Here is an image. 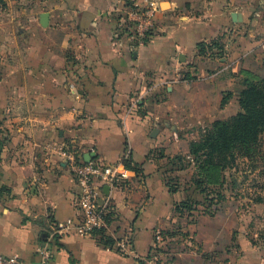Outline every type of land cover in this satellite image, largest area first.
Returning a JSON list of instances; mask_svg holds the SVG:
<instances>
[{
	"label": "crops",
	"instance_id": "1",
	"mask_svg": "<svg viewBox=\"0 0 264 264\" xmlns=\"http://www.w3.org/2000/svg\"><path fill=\"white\" fill-rule=\"evenodd\" d=\"M2 1L0 93L11 105L0 107V253L36 264L50 224L76 215L78 186L57 153L68 144L98 161L126 159L138 177L103 189L115 209L110 243L68 232L52 241L48 264H145L120 252L118 241L128 236L143 256L156 229L175 227L188 235L173 244L168 264H264V248L236 233L231 202L193 224L178 215L180 202L201 193L190 183L192 162L185 187L183 169L170 164L177 154L191 157L197 129L227 105V92L238 97L239 75L264 77V55L253 53L260 41L235 31L244 14L236 1L155 0L159 10L141 44L119 25L140 0ZM217 34L224 49L201 53L199 44Z\"/></svg>",
	"mask_w": 264,
	"mask_h": 264
},
{
	"label": "rangeland",
	"instance_id": "2",
	"mask_svg": "<svg viewBox=\"0 0 264 264\" xmlns=\"http://www.w3.org/2000/svg\"><path fill=\"white\" fill-rule=\"evenodd\" d=\"M227 1L229 3V0ZM235 1L237 10H243L244 12V14L237 13V17L243 18L235 31L245 34L253 41H260L255 44L253 53L264 55V48L261 44L264 42V0ZM244 2H246V5L243 8L242 4ZM228 5L223 4L224 8ZM223 38V35L217 34L205 44L212 43L217 48L220 46L224 49ZM1 72H3V68L0 66ZM238 78L241 86L243 79H249L264 94V77L242 73ZM231 94L228 96L230 99L227 105L214 116L206 118L197 129L195 133L197 141L211 139L210 131L215 121L226 122L231 125L233 116L240 110L238 97L234 99ZM6 105H11L9 99L5 98V93H0V107L3 108ZM4 120L5 112L1 110L0 125L3 124ZM229 131L228 134L231 136V129ZM177 157L172 159L170 164L177 170L183 169L180 170L181 180L184 181L186 176L190 175L186 170L192 162L194 172L191 177L194 178H191V180L193 181L199 177L202 181L200 186L202 191H200L199 185L192 183V188L196 189L201 195L191 198V202L205 204L212 201L231 202L235 208L240 227V230H237L236 233L242 232L248 239H252L254 244L264 248V139H262V135L258 146L254 143L236 141L229 143L228 149L221 153L203 148L196 156L186 158L182 154H177ZM189 171H191V168H189ZM185 181L183 182L184 187L187 185ZM168 183L171 186L176 184L172 177L168 178Z\"/></svg>",
	"mask_w": 264,
	"mask_h": 264
},
{
	"label": "built area",
	"instance_id": "3",
	"mask_svg": "<svg viewBox=\"0 0 264 264\" xmlns=\"http://www.w3.org/2000/svg\"><path fill=\"white\" fill-rule=\"evenodd\" d=\"M158 10L159 5L155 0H140L139 3L129 4L120 19L121 31L130 40L139 44L143 43L153 28L154 15ZM57 153L77 183L78 192L75 199L77 212L72 217L56 220L50 224L46 239L37 249L39 262L36 264H48L52 257V241L68 232L74 231L80 236H99V232H102L107 236L106 233L115 219V209L110 196L103 191L104 187L115 188L129 179L138 177L136 170L126 168L120 162L106 163L92 157L86 161L74 145L60 144L57 147ZM213 205L210 207L212 210ZM206 211H209L207 206H198L191 212H187V215L185 213L184 217L189 224H193L198 215L205 214ZM178 230L186 235L184 237L169 236L163 233L164 230L156 229L153 243L148 253L143 256L130 250L128 236L118 241V250L134 255L145 264H168L173 258L175 248L173 244L179 241L184 243L188 235L187 230ZM0 264L29 263L16 255L0 253Z\"/></svg>",
	"mask_w": 264,
	"mask_h": 264
},
{
	"label": "trees",
	"instance_id": "4",
	"mask_svg": "<svg viewBox=\"0 0 264 264\" xmlns=\"http://www.w3.org/2000/svg\"><path fill=\"white\" fill-rule=\"evenodd\" d=\"M2 3L3 1L0 0V4ZM145 40L146 38L144 39V41ZM199 47V51L201 53H205L207 52V50H210L211 47L216 46L212 45V43L205 44V42H203L199 44ZM217 49L220 50L222 49V47L219 46V48ZM242 83L243 87L238 95V103L240 106V110L233 116V121L231 125H228L226 122L215 121L213 123L214 126L210 131L211 139H204L203 141L194 140L190 142V156H196V154L200 152V150L203 148H209L212 152L221 153L225 149H228L229 143H233L236 141H241L244 143H254L257 146L260 145L261 135L264 130V94L260 92L259 89L256 87L255 83H252L249 79H243ZM230 94L231 92H227L222 97L221 106L226 103ZM229 129H231V136H229L228 134L230 132ZM122 164L126 168L138 171V168L130 165L126 159L123 160ZM191 178L190 181H192ZM201 182V179L197 177V179H194L190 183L191 185L192 183L197 184L200 188ZM200 191H202L201 188ZM218 202L220 201H212L205 204L191 202V198H186L185 200L180 202L175 208L176 211L179 213V216H184L185 213L187 215V212H191L198 206H207L209 208L213 204H216ZM205 213L208 215H212L213 210L210 209V211H206ZM178 229L180 228L175 227L171 231L164 230L163 233L169 236L179 235L181 237H184L186 234L184 232L179 231ZM99 236H101L100 238L104 239L106 243L111 242V240L107 236L103 235L102 232H99Z\"/></svg>",
	"mask_w": 264,
	"mask_h": 264
},
{
	"label": "water",
	"instance_id": "5",
	"mask_svg": "<svg viewBox=\"0 0 264 264\" xmlns=\"http://www.w3.org/2000/svg\"><path fill=\"white\" fill-rule=\"evenodd\" d=\"M47 21H48V16L46 13H43L42 16H41V22L42 24L46 25L47 24ZM92 157L91 154H86V156L84 157V159L87 161L89 160L90 158Z\"/></svg>",
	"mask_w": 264,
	"mask_h": 264
}]
</instances>
